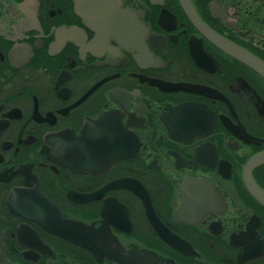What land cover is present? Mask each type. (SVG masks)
Wrapping results in <instances>:
<instances>
[{"label": "flooded vegetation", "instance_id": "obj_1", "mask_svg": "<svg viewBox=\"0 0 264 264\" xmlns=\"http://www.w3.org/2000/svg\"><path fill=\"white\" fill-rule=\"evenodd\" d=\"M0 0V264H264V0Z\"/></svg>", "mask_w": 264, "mask_h": 264}, {"label": "water", "instance_id": "obj_2", "mask_svg": "<svg viewBox=\"0 0 264 264\" xmlns=\"http://www.w3.org/2000/svg\"><path fill=\"white\" fill-rule=\"evenodd\" d=\"M180 1L182 2L188 14H190L193 21L197 24V26L201 27V29H203V31H205L210 36L211 32L208 31V28L202 25V23L196 18L191 4V0H180ZM234 54L238 56L240 59L246 61L250 66H252L255 70H257L259 73H261L264 76V63L257 61L256 59L252 58L247 54H240L237 51H235Z\"/></svg>", "mask_w": 264, "mask_h": 264}]
</instances>
